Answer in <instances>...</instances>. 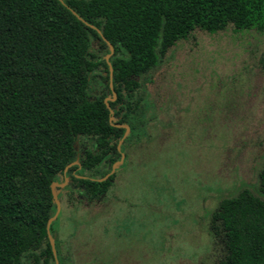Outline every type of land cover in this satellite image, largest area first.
<instances>
[{
    "label": "trees",
    "instance_id": "1",
    "mask_svg": "<svg viewBox=\"0 0 264 264\" xmlns=\"http://www.w3.org/2000/svg\"><path fill=\"white\" fill-rule=\"evenodd\" d=\"M229 25L264 32V0H0V264H56L51 185L70 178L90 203L107 195L116 173L100 181L111 173L106 164L143 132L138 94L147 91L137 78L147 81L196 29ZM94 40L108 54L114 46L109 61ZM96 77L116 93L110 108L108 95L92 92ZM80 138L93 146L82 155ZM259 179L264 196V168ZM210 230L223 250L217 264H264V197L250 188L221 199Z\"/></svg>",
    "mask_w": 264,
    "mask_h": 264
},
{
    "label": "rangeland",
    "instance_id": "2",
    "mask_svg": "<svg viewBox=\"0 0 264 264\" xmlns=\"http://www.w3.org/2000/svg\"><path fill=\"white\" fill-rule=\"evenodd\" d=\"M93 49L108 55L96 40ZM137 79L147 91L138 94L143 132L121 143L122 162L106 164L117 172L102 199L88 202L75 182L62 187L56 264H217L210 221L221 199L246 187L264 197L263 31L196 29ZM91 88L111 98L100 77ZM92 147L77 143L80 155Z\"/></svg>",
    "mask_w": 264,
    "mask_h": 264
},
{
    "label": "water",
    "instance_id": "3",
    "mask_svg": "<svg viewBox=\"0 0 264 264\" xmlns=\"http://www.w3.org/2000/svg\"><path fill=\"white\" fill-rule=\"evenodd\" d=\"M73 13H74V14H77L74 10H73ZM78 17L81 19L80 16H78ZM98 32L101 34V30H98ZM103 39H104L105 41H107L106 38L103 37ZM108 44H109V47H110V54H108L107 57H106L107 61H109L111 55L114 53V46H113L111 43H108ZM115 99H116V93H114L113 98H107V99H106V103H107V106H108L109 108H110L109 101H110V100L114 101ZM112 112H113V111H112ZM113 118H114V116H111V121L113 120ZM125 127H126V130H127V131H126V134H125V137H126L127 134H128V132H130V128H129L128 125H125ZM120 144H121V143H120ZM122 160H123V158L121 159L120 162H122ZM76 164H79V161H75V162L69 164V165L65 168V173H67L68 169H69L72 165H76ZM114 171H115V167L113 168V170L111 171L110 174H108L105 178L100 179V181L105 180L106 178H108L112 173H114ZM67 181H68V178H66V182H64V183L54 182V183L51 185L53 198H54V201H55V203H56V205H57V210H56L54 216L51 217V218L49 219V221H48V231H49V238H50V240H51V244H52V247H53V250H54V254H55L56 257H57V254H56V248H55V239H54V237H53V236L51 235V233H50V228H51L52 223L58 218V215H59V213H60V211H61V205H60V198H59V191H58V188H59V187H64V186L66 185Z\"/></svg>",
    "mask_w": 264,
    "mask_h": 264
},
{
    "label": "flooded vegetation",
    "instance_id": "4",
    "mask_svg": "<svg viewBox=\"0 0 264 264\" xmlns=\"http://www.w3.org/2000/svg\"><path fill=\"white\" fill-rule=\"evenodd\" d=\"M116 97H117V96H116ZM114 101H115V100H114ZM120 151H121V150H120ZM123 153H124V152H123ZM123 157H124V156H123ZM123 157H122V158H123ZM122 158H121V159H122ZM119 162H120V161H119ZM116 163H117V162H116ZM114 164H115V163H114ZM124 164H125V162H123V164H121V165L119 166V169L122 168V167H123L122 165H124ZM121 166H122V167H121ZM112 170H113V169H112ZM112 170H111V171H112ZM116 172H117V171H114V173H116ZM106 176H107V175H106ZM115 178H116V177H115ZM99 180H100V179H99ZM68 181H70V178H68ZM68 181H67V182H68ZM114 181H115V179H114ZM64 182H66V179H65Z\"/></svg>",
    "mask_w": 264,
    "mask_h": 264
}]
</instances>
